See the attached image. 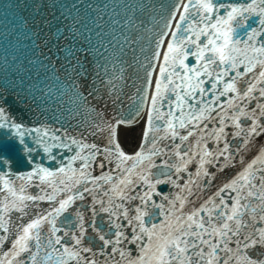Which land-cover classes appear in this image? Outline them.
Returning <instances> with one entry per match:
<instances>
[{
    "label": "snow or ice",
    "instance_id": "snow-or-ice-1",
    "mask_svg": "<svg viewBox=\"0 0 264 264\" xmlns=\"http://www.w3.org/2000/svg\"><path fill=\"white\" fill-rule=\"evenodd\" d=\"M260 4L171 0L147 27L134 13L148 4H112L131 63L109 71L115 46L85 47L49 59L38 94L4 84L0 264H264ZM244 12L260 27L241 40ZM53 92L55 110L38 103Z\"/></svg>",
    "mask_w": 264,
    "mask_h": 264
},
{
    "label": "water",
    "instance_id": "water-1",
    "mask_svg": "<svg viewBox=\"0 0 264 264\" xmlns=\"http://www.w3.org/2000/svg\"><path fill=\"white\" fill-rule=\"evenodd\" d=\"M122 2L132 3L134 0H0V90L4 84H7L17 90L31 87L38 94L45 84L51 87L55 83L52 79L49 59H53L58 67L63 64V57L69 54L73 57L77 53L81 56L86 55L85 47L96 49L101 55L108 56L113 51L108 45H114L117 55L112 56L108 61L109 71L113 70V61L131 63L134 46H126L123 49L124 55H119L122 41H119L117 34L122 26L119 20L116 24L111 23V20L116 18L115 15H110L113 12L111 5H119ZM139 2L148 4L149 7L144 12L138 9L134 16L144 20L147 27L148 18L153 15L152 4L170 3L171 0H139ZM35 3L47 4L49 7L42 8L37 13L32 7ZM213 3L247 5L251 0H213ZM257 3L260 4V0H257ZM53 4L56 5L54 9L50 7ZM105 4L109 6L107 9L103 7ZM4 5H16V7L5 8ZM260 6L264 7V4ZM225 11L226 9H220V15ZM242 15L247 19L244 21V26L236 30V35L241 40L245 38L248 29L260 27L259 12H244ZM40 16H44L48 24L41 22L38 34L36 21ZM214 16L215 13L213 18ZM239 19L240 16H237V20ZM134 24L137 29L140 28L136 21ZM113 36L116 40H113ZM262 40L264 33L257 37L258 42ZM135 47L138 48L139 45ZM104 48H108L107 53ZM101 55L89 56L88 59L93 65L99 63L103 68L105 60L101 59ZM120 67L121 65L117 63V74ZM124 67L127 75V66ZM100 75L103 76V72ZM38 103L55 110L60 103V97L55 92L45 94Z\"/></svg>",
    "mask_w": 264,
    "mask_h": 264
}]
</instances>
